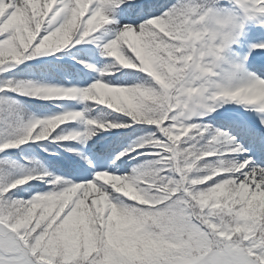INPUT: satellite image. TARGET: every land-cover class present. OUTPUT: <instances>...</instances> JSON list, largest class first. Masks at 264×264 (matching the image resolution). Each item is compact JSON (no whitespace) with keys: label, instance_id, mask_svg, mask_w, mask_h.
<instances>
[{"label":"snow or ice","instance_id":"snow-or-ice-1","mask_svg":"<svg viewBox=\"0 0 264 264\" xmlns=\"http://www.w3.org/2000/svg\"><path fill=\"white\" fill-rule=\"evenodd\" d=\"M0 264H264V0H0Z\"/></svg>","mask_w":264,"mask_h":264}]
</instances>
